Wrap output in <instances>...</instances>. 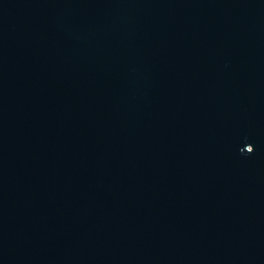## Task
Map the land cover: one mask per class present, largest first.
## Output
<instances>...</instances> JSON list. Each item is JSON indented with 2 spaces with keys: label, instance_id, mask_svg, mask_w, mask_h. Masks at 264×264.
Segmentation results:
<instances>
[{
  "label": "water",
  "instance_id": "obj_1",
  "mask_svg": "<svg viewBox=\"0 0 264 264\" xmlns=\"http://www.w3.org/2000/svg\"><path fill=\"white\" fill-rule=\"evenodd\" d=\"M0 264H264V0H0Z\"/></svg>",
  "mask_w": 264,
  "mask_h": 264
}]
</instances>
